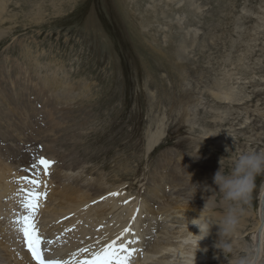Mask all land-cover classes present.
Masks as SVG:
<instances>
[{
    "label": "rangeland",
    "instance_id": "1",
    "mask_svg": "<svg viewBox=\"0 0 264 264\" xmlns=\"http://www.w3.org/2000/svg\"><path fill=\"white\" fill-rule=\"evenodd\" d=\"M0 6V78L9 90L15 86L9 95L16 97L2 92L0 102L17 109L12 129L20 157L11 159L17 175H27L22 140L34 161L42 153L53 161L65 156L66 164L76 151L90 156L64 170L61 181L71 184L91 167L107 186L124 183L123 192L118 186L110 191L117 196L100 203L109 204L111 227L117 217L135 215L126 222L136 234L131 264H234L244 250L259 248L252 228L264 221V174L244 205L248 225L241 223L232 253L214 247L212 231L207 251L197 250L198 229L188 220L212 194L205 185L218 191L213 176L220 163L227 173L239 154L264 152V0H2ZM50 148L57 153L49 156ZM166 166L191 171L202 197L194 208L197 202L181 203L173 222L146 200L150 174L166 175ZM161 183L169 194L167 179ZM213 198L217 207L201 215L219 221L226 207L222 194ZM167 241L175 243L169 250Z\"/></svg>",
    "mask_w": 264,
    "mask_h": 264
},
{
    "label": "bare ground",
    "instance_id": "2",
    "mask_svg": "<svg viewBox=\"0 0 264 264\" xmlns=\"http://www.w3.org/2000/svg\"><path fill=\"white\" fill-rule=\"evenodd\" d=\"M1 2L2 0H0V5ZM2 9L3 8L0 6V12ZM46 82L50 85L56 84L55 79L50 76L46 77ZM5 83L4 80L0 78V93L3 92L5 95H8L7 99L13 101L14 98L16 97L13 98L11 95H9V93L14 91L13 87L15 88V86L12 85L13 86L12 87L9 84L11 86L9 90L6 87ZM62 93L66 94V90H64ZM4 94L1 96V99L4 98L3 97ZM231 96L232 95L229 94L228 96H225L224 99L225 100L232 99ZM4 105H2L0 102V264H34V262L32 261L31 257L29 256L26 250V247L22 242V235L17 231L16 226L14 224L16 215L22 211L19 204L21 196L18 195L21 186L19 182L20 175L19 174L17 175L15 167H13V163L11 164V159L13 158L18 159V157H20L18 156L19 152H17V149L14 148L16 144L15 143L16 137L14 136L12 129V125L15 126L14 124L15 121L13 122V115L17 113V109H15L14 106L12 107V105H10V107L7 109L4 107ZM79 127L80 126L78 125V128ZM23 138L24 137H22V139ZM17 139L18 138H16V141ZM21 143L22 145L19 146V148L22 149L21 152L22 161L24 163L26 162L28 163V164H24L26 165L25 166L26 169L34 162L31 156L33 157L34 154L36 153L33 150L28 149L26 147L25 144L26 142L23 143L22 140ZM48 150H49L48 152L49 156H53V154L57 153L56 151H53L52 148ZM30 151L33 152L32 153L33 155L30 153ZM41 156L47 158L45 153H42ZM65 158L66 157L64 156V159L60 158L59 160L55 161L56 163L52 165L53 170L52 168H50V172H51L50 176L42 177V179L47 180L48 183V196L46 202L43 200L41 201L38 221L42 234L46 238L49 236L48 240L54 239V242H51L50 244L47 243L45 244V247L48 249L46 253L50 257H55V256L66 257L69 256L71 252L77 251V253L75 252L76 256L81 258L86 255L85 253L80 252L81 248L84 247L89 248L90 252L87 255H90L91 250L93 248L98 247L96 243L97 241L101 243L107 242L108 240L115 238L121 232H123V230L126 228V222L129 216L134 214H127L123 218L117 217L118 225L111 227L112 221H110L105 214L106 210L108 209L106 205L109 206V204H101L100 201L102 200L101 199L102 197L106 199L105 197L107 195L108 198H110L109 196L110 191H112L114 188L118 186L123 185L124 183L120 182L121 184H117V186H115V184H113L112 186H107L101 178V175L103 174L101 173V175H98V173H94V170L91 169V167L87 169L85 173H83V175L81 174L80 177L77 176L76 181H73V183L71 184L70 183L67 184L65 182L63 183L61 179L63 178L64 170L67 169L74 170L78 168L80 165L83 166L84 163L91 161L90 156L85 154L83 151H79V153L78 151H76L71 155V157L69 156L70 159L68 161L71 160L72 161L71 164H66L64 162ZM18 164L15 162L14 165L20 166ZM166 167L163 168L165 169L166 172H168L169 167L167 168ZM184 168L189 170H195L193 168V164H186ZM176 171L177 169L175 170V172L170 170L169 173L166 175L163 174L162 170L160 172V170L158 169L153 173L151 172L152 173L150 174L151 178L148 180L149 182L147 185L148 194L146 196L147 198L146 200L150 202L149 206L151 208V211L153 213L158 212L157 216L165 215L166 221H168L169 219V221L172 222L176 218H179V216L176 215H178L177 213L179 210V206H182L181 203L187 201L189 203L192 193H194L196 190L195 188L196 184L193 185L194 183L191 181L194 180L191 171L188 172L185 171L183 174H179ZM29 174L30 173H27V175ZM95 175L100 177L97 176L94 177ZM162 179H167V182L169 183L170 186L169 194H164V192L166 193V190H164V186L161 183ZM177 180H179V182ZM124 188H125L124 185L121 186L119 189L117 188L118 192H123L122 190H124ZM161 192H163V194ZM263 193H264V189H263ZM110 201L113 202L114 200L113 201L109 200L108 202L111 203ZM191 202L192 203L197 202L191 205L192 208H194L195 206H199L197 205L198 202L202 203L201 191H196ZM262 222L264 223L262 219H258V222L252 228L253 233L254 232L257 233V237L254 240V244L256 246L258 245L259 246L258 249L261 250L260 258L263 256V252H264V244L262 243V235L264 234L262 228L264 225L262 224ZM241 223L242 226L244 227L248 225L246 224V222H244V220H242ZM217 228L218 226H214V228L212 229V232L215 233L216 235H217ZM106 230H109L110 233H108ZM241 230L243 231V229ZM241 230L239 228L237 237L242 235ZM135 235L136 234L135 233L133 234L132 232L125 233L124 239L126 240V242H131L129 244V247L130 246L133 247L132 241H133V237L135 238ZM205 241L206 239H203L199 242L200 251L204 249L206 244ZM165 243H166L165 246L175 245L174 241H170V242L167 241ZM153 247L159 249V247H163V245L161 243L158 244L157 242L155 245H153ZM164 249L169 250L171 249V247L170 248L165 247ZM200 254L197 255L195 253L194 256L195 257L194 260L198 263L201 261L202 258ZM133 256H135V252L132 254L131 257ZM257 264H259L258 261Z\"/></svg>",
    "mask_w": 264,
    "mask_h": 264
},
{
    "label": "clouds",
    "instance_id": "3",
    "mask_svg": "<svg viewBox=\"0 0 264 264\" xmlns=\"http://www.w3.org/2000/svg\"><path fill=\"white\" fill-rule=\"evenodd\" d=\"M194 157H198V155ZM260 174H264V152L239 154L232 160L230 171L227 173L220 163L219 169L213 176V184L218 186V191L205 185V189L210 190L212 194L206 197L205 204L198 216L189 219L188 222V225L191 224L198 229V233H193L199 237L197 250L200 248L199 242L211 234L213 226H218V239L214 242L216 249L225 254L232 253L235 248L239 247L236 237L245 213L244 205L250 202L255 188V178ZM198 187L196 185V190L192 193L189 201L193 199ZM217 192L222 194L220 203L226 207V211L219 221L213 219L212 213L201 215L204 209H215L217 207V202L213 198ZM203 250L207 251V248ZM244 251L245 254L238 257L234 264H257L261 256V250L257 248ZM218 255L217 253L216 256L218 257Z\"/></svg>",
    "mask_w": 264,
    "mask_h": 264
},
{
    "label": "snow or ice",
    "instance_id": "4",
    "mask_svg": "<svg viewBox=\"0 0 264 264\" xmlns=\"http://www.w3.org/2000/svg\"><path fill=\"white\" fill-rule=\"evenodd\" d=\"M55 163L53 160L40 156L28 168L22 169L30 174L19 177L21 186L18 195L21 196L19 204L22 211L16 215L14 224L22 235V242L31 253L32 259L36 264H131V256L136 249L130 248L131 242H126L124 239L125 233L131 231L130 228H125L118 236L107 242L97 241L98 247L93 248L90 255H87L90 249L84 247L80 249V252L86 255L73 258L71 261L46 257L45 253L48 249L45 244H50L51 240H47L42 234L38 215L41 201L46 202L48 196V183L42 177L51 175L50 168ZM110 195H118V193H110Z\"/></svg>",
    "mask_w": 264,
    "mask_h": 264
}]
</instances>
